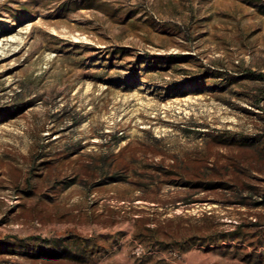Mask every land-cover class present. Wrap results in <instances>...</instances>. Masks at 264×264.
Listing matches in <instances>:
<instances>
[{
  "label": "rangeland",
  "instance_id": "obj_1",
  "mask_svg": "<svg viewBox=\"0 0 264 264\" xmlns=\"http://www.w3.org/2000/svg\"><path fill=\"white\" fill-rule=\"evenodd\" d=\"M0 264H264V0H0Z\"/></svg>",
  "mask_w": 264,
  "mask_h": 264
}]
</instances>
